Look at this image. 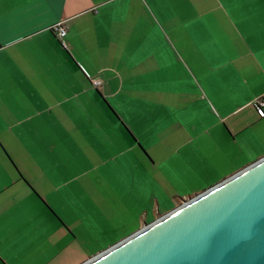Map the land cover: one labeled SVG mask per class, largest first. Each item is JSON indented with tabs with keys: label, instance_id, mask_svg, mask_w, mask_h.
I'll use <instances>...</instances> for the list:
<instances>
[{
	"label": "crops",
	"instance_id": "1",
	"mask_svg": "<svg viewBox=\"0 0 264 264\" xmlns=\"http://www.w3.org/2000/svg\"><path fill=\"white\" fill-rule=\"evenodd\" d=\"M259 97L264 0H0V264H83L260 160Z\"/></svg>",
	"mask_w": 264,
	"mask_h": 264
},
{
	"label": "water",
	"instance_id": "2",
	"mask_svg": "<svg viewBox=\"0 0 264 264\" xmlns=\"http://www.w3.org/2000/svg\"><path fill=\"white\" fill-rule=\"evenodd\" d=\"M83 264H264V157Z\"/></svg>",
	"mask_w": 264,
	"mask_h": 264
},
{
	"label": "built area",
	"instance_id": "3",
	"mask_svg": "<svg viewBox=\"0 0 264 264\" xmlns=\"http://www.w3.org/2000/svg\"><path fill=\"white\" fill-rule=\"evenodd\" d=\"M56 34L59 39L63 38L66 34V31L64 27L61 26V24H57L55 27ZM93 87L99 86V82L97 80H92ZM254 106L257 110V114L259 118H264V97H259L255 100Z\"/></svg>",
	"mask_w": 264,
	"mask_h": 264
},
{
	"label": "rangeland",
	"instance_id": "4",
	"mask_svg": "<svg viewBox=\"0 0 264 264\" xmlns=\"http://www.w3.org/2000/svg\"><path fill=\"white\" fill-rule=\"evenodd\" d=\"M94 255H95V254H94ZM94 255H93V256H94Z\"/></svg>",
	"mask_w": 264,
	"mask_h": 264
}]
</instances>
